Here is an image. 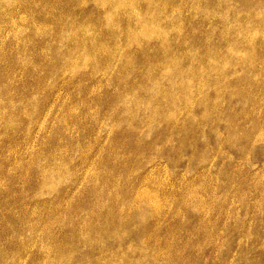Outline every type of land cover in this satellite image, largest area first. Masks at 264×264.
Returning a JSON list of instances; mask_svg holds the SVG:
<instances>
[{
    "label": "rangeland",
    "instance_id": "obj_1",
    "mask_svg": "<svg viewBox=\"0 0 264 264\" xmlns=\"http://www.w3.org/2000/svg\"><path fill=\"white\" fill-rule=\"evenodd\" d=\"M0 264H264V0H0Z\"/></svg>",
    "mask_w": 264,
    "mask_h": 264
},
{
    "label": "bare ground",
    "instance_id": "obj_2",
    "mask_svg": "<svg viewBox=\"0 0 264 264\" xmlns=\"http://www.w3.org/2000/svg\"><path fill=\"white\" fill-rule=\"evenodd\" d=\"M155 109V108H154ZM156 110H158V109H156ZM159 112V111H158ZM155 114V113H154ZM125 116V115H124ZM161 116V115H160ZM111 119H112V117H111ZM155 119V118H154ZM126 121H127V119H126ZM134 126V125H133ZM136 128V127H135ZM47 172V171H46ZM44 174V173H43ZM46 174V173H45ZM64 258H66V257H64Z\"/></svg>",
    "mask_w": 264,
    "mask_h": 264
}]
</instances>
